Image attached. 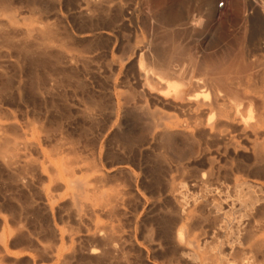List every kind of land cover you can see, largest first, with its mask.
I'll list each match as a JSON object with an SVG mask.
<instances>
[{
  "label": "rangeland",
  "instance_id": "rangeland-1",
  "mask_svg": "<svg viewBox=\"0 0 264 264\" xmlns=\"http://www.w3.org/2000/svg\"><path fill=\"white\" fill-rule=\"evenodd\" d=\"M258 10L0 0V264H264V126L220 130L214 99L255 121Z\"/></svg>",
  "mask_w": 264,
  "mask_h": 264
},
{
  "label": "bare ground",
  "instance_id": "bare-ground-1",
  "mask_svg": "<svg viewBox=\"0 0 264 264\" xmlns=\"http://www.w3.org/2000/svg\"><path fill=\"white\" fill-rule=\"evenodd\" d=\"M5 3V2H4ZM255 4H256V2H255ZM256 9V8H255ZM259 9V8H258ZM262 12H259V10L255 13V15L251 18V24H250V29H251V37H250V39H249V45L251 46V48H253V50L255 49V50H260V51H264V46H262V48H261V46H260V44L258 43L257 45L256 44H254V38H255V35H254V33L253 32H255V31H260V32H262V36H263V43L262 44H264V12H263V10H261ZM35 28V27H34ZM39 27H37V28H35V29H37V31L35 30V29H32V30H35L36 32H39V29H38ZM41 30V29H40ZM24 31V30H23ZM43 31V30H42ZM25 32V31H24ZM27 32V31H26ZM30 32V31H29ZM41 32V31H40ZM38 34H41V33H38ZM41 35H43V33L41 34ZM40 35V36H41ZM53 35V34H52ZM5 36V35H4ZM261 36V37H262ZM44 37V36H43ZM259 40V39H258ZM9 41V40H8ZM7 42V41H6ZM258 42H260V41H258ZM13 44V43H12ZM9 45V44H8ZM17 46V45H16ZM50 46V45H49ZM48 46V47H49ZM249 47V46H248ZM21 49V48H20ZM41 50V49H40ZM22 51V50H21ZM38 51V50H37ZM23 52V51H22ZM39 52V51H38ZM250 52V51H249ZM254 53V52H253ZM256 53V52H255ZM264 53V52H263ZM23 55V54H22ZM251 55H252V53H251ZM254 62V61H253ZM258 63V62H257ZM256 63V64H257ZM259 63H260V61H259ZM256 64H254V65H256ZM248 65V64H247ZM247 65H246V67H247ZM253 65V66H254ZM249 66V65H248ZM252 68H255V70H253L254 72L253 73H251L250 74V76L247 78V80H246V83H245V87H246V89H248V91L250 92V94L247 96V99H248V101L246 100V106H250L249 105V101L253 98V95H256L257 96V98L259 99V102H260V110L259 111H257L258 110V108L256 109V111L258 112V114L256 115V119H254L255 117H253V119L255 120H253L254 122H251V121H249V120H247V119H245L244 117V115H243V113H242V110L243 109H241L242 107H241V104L240 103H238L237 102V95H239L240 97L242 96L241 95V93L239 92V94H236L235 92H238L237 90L238 89H236V91L234 92V90H233V92H234V94H236V95H234V94H231V93H226V96H224V99L223 98H219V94H215L214 95V99H215V105L218 103L217 101L218 100H222V104H220L219 106H218V115H216L217 117H219L218 118V120H217V122H218V125L219 126H221V128L222 127H225V128H223V129H220V130H227L228 129V127H231V126H234V125H243V128H244V130H246V129H248V128H251V129H254L255 128V126H264V62L262 61L260 64H258L256 67L254 66V67H252ZM247 69V68H246ZM209 71V70H208ZM252 71V70H251ZM173 72V71H172ZM210 72V71H209ZM248 72H250V71H248ZM215 73V72H214ZM239 73V72H238ZM202 75V74H201ZM210 75V74H209ZM214 75V74H213ZM249 75V74H248ZM216 76V75H215ZM215 76L213 77V78H211V79H213V80H215L216 81V78H215ZM235 76H237V75H235ZM244 76V75H243ZM207 77V76H206ZM217 77V76H216ZM232 77H234V76H232ZM238 77H241L240 79H242L243 77L242 76H238ZM215 78V79H214ZM227 78V77H226ZM235 79H237V77H234ZM210 78H209V80H207V82L208 81H212ZM239 79V78H238ZM237 79V80H238ZM239 79V82L241 81ZM244 79V78H243ZM221 80L223 81V78L221 77ZM220 80V82H222ZM230 80V79H229ZM212 82H214V81H212ZM192 83V85L194 86V88L196 89V88H198L200 85V83H199V81H197V80H195L194 79V81L193 82H191ZM215 85H217L218 84V87H219V82H218V80H217V82H215L214 83ZM226 84V83H225ZM240 84V83H239ZM238 84V85H239ZM191 85V84H190ZM221 83H220V87H221ZM227 85V84H226ZM209 86H211V84L209 85ZM217 87V86H216ZM219 87V88H220ZM225 87V86H224ZM229 87H231V86H229ZM223 88V87H222ZM221 88V89H222ZM191 89V88H190ZM211 89V88H210ZM221 89H219V90H221ZM224 89V88H223ZM225 89L227 90V88L225 87ZM225 89L224 90H221V91H225ZM231 89V88H230ZM230 89H229V91H230ZM241 90V89H240ZM192 91V90H191ZM210 91H212V90H210ZM181 93H182V91H180ZM226 92H228V90L226 91ZM231 92V91H230ZM177 93V92H176ZM184 93V92H183ZM191 93V92H190ZM225 93V92H224ZM223 93V94H224ZM244 93V92H243ZM178 94V93H177ZM194 94V93H193ZM197 93L195 92V94L193 95V97H189L188 99H184V100H187L188 102H193V101H195V100H197V98H196V95ZM211 94V93H210ZM246 94H247V92H246ZM181 95V94H180ZM178 96L179 95H177L176 97L178 98ZM187 96V95H186ZM236 96V97H235ZM244 96V95H243ZM255 96V97H256ZM240 97H238V99L240 98ZM182 98V97H181ZM198 98H199V96H198ZM243 98V97H242ZM241 98V99H242ZM240 99V100H241ZM199 100V99H198ZM212 101H213V99H211ZM255 99L253 98V101H254ZM211 101V102H212ZM200 102H201V99H200ZM206 104H208L207 103V100H205L204 101ZM199 103V102H196L195 103V105H196V107H198V108H203L206 104L205 103ZM257 103L258 101H254V103ZM184 103V102H183ZM183 103H181V104H183ZM212 103H214V102H212ZM241 103H243V101L241 102ZM253 103V104H254ZM211 104V103H210ZM244 104V103H243ZM184 105V104H183ZM252 105V104H251ZM255 106H256V104H254ZM259 105V104H258ZM190 106V105H189ZM244 106V105H243ZM168 107V106H167ZM183 107H185V106H183ZM210 107V106H209ZM214 107V106H213ZM142 108V107H141ZM193 108H194V106H193ZM212 108V107H211ZM253 108V107H252ZM208 109V108H207ZM215 109V108H214ZM254 109V110H255ZM203 110V109H202ZM146 111V110H145ZM190 111V110H189ZM193 111H195V110H193ZM193 111H192V113H193ZM209 111H212V110H210L209 109ZM214 111V110H213ZM255 111V112H256ZM196 112H198L197 110H196ZM215 112V111H214ZM250 112V111H249ZM256 112V113H257ZM208 113V112H207ZM206 113V114H207ZM252 113V112H251ZM194 114V113H193ZM204 114V113H203ZM215 114V113H214ZM255 114V113H254ZM247 115V114H246ZM249 115V114H248ZM198 116V115H197ZM196 116V117H197ZM158 117H159V115H158ZM161 117V116H160ZM214 117V116H213ZM208 118V117H207ZM211 118V117H210ZM215 118V117H214ZM160 119H162V118H160ZM164 119V118H163ZM150 120V119H149ZM252 120V119H251ZM158 121V120H157ZM199 121V120H198ZM207 121H209V120H207ZM161 122H162V120H161ZM160 122V123H161ZM195 122V121H194ZM197 122V121H196ZM196 122H195V124H196ZM206 122V121H205ZM215 122H216V120H215ZM215 122H214V124H215ZM159 123V124H160ZM168 123V122H167ZM166 123V124H167ZM199 123V122H198ZM201 123V122H200ZM210 123H213V122H210ZM162 124V123H161ZM175 124V123H174ZM217 124V123H216ZM8 125V124H7ZM6 125V126H7ZM10 125H11V123H10ZM156 125H158V122H157V124L155 123V126ZM202 125V124H201ZM207 125V124H206ZM213 125V124H212ZM4 126V125H3ZM158 126H160V125H158ZM169 126V125H168ZM174 126V125H173ZM172 126V127H173ZM197 126V125H196ZM211 126V125H210ZM215 126V125H214ZM161 127V126H160ZM201 127V126H200ZM205 127V126H204ZM5 128V127H4ZM158 128V127H157ZM180 128V127H179ZM182 128V127H181ZM209 128H211V127H209ZM227 128V129H226ZM232 128V127H231ZM1 129V128H0ZM3 129V128H2ZM177 129V128H176ZM183 129H184V127H183ZM205 129H207V128H205ZM216 129V128H215ZM236 129V128H235ZM242 129V128H241ZM261 129V128H260ZM217 130V129H216ZM215 130V131H216ZM148 131V130H147ZM213 131V130H212ZM241 131V130H240ZM161 135L163 134V137H165V136H168V135H170V133L172 132V130L169 128V127H163L162 129H161ZM175 132H177V130L175 131ZM174 132V133H175ZM179 132V131H178ZM181 132V131H180ZM210 132H211V130H210ZM217 132H219V131H217ZM223 132V131H222ZM227 132V131H226ZM242 132H243V130H242ZM0 133H2V132H0ZM212 133V132H211ZM246 133V132H245ZM249 133V132H248ZM259 133V132H258ZM159 135H160V132L158 133ZM176 134V133H175ZM175 134H172V136L174 137V135ZM180 134H182V133H180ZM214 134H215V132H214ZM218 134V133H217ZM222 134V133H221ZM242 134V133H241ZM160 135V136H161ZM165 135V136H164ZM248 135V134H247ZM222 136H224V135H222ZM162 137V136H161ZM170 138V137H169ZM261 138H262V136H261ZM165 139H166V137H165ZM2 140H5V139H2ZM162 140V139H161ZM167 140H168V137H167ZM251 140V139H250ZM6 141H8V140H6ZM227 141V140H226ZM264 141V140H263ZM262 141V142H263ZM1 143V142H0ZM8 143V142H7ZM7 143H6V145H7ZM253 143H255V142H253ZM256 143H257V141H256ZM261 143V142H260ZM259 143V144H260ZM13 144V143H12ZM17 144H19V143H14L13 145H16V149H18V147H19V145H17ZM28 144V143H27ZM26 144V145H27ZM29 144H31V142H29ZM263 144H264V142H263ZM5 145V146H6ZM12 145V146H13ZM228 145V144H227ZM2 146V145H1ZM4 145H3V147L4 148H6ZM12 146H11V148H12ZM10 148V150H12ZM15 148V147H14ZM32 148H33V146H32ZM7 149H9V146H8V148H6L5 149V151L7 150ZM20 149V148H19ZM263 149V148H262ZM4 151V152H5ZM259 151V150H258ZM3 152V151H2ZM261 152L262 151H259V154H261ZM263 152H264V150H263ZM1 153V152H0ZM10 153V152H9ZM15 153H17V152H15ZM2 154V153H1ZM13 154H14V152H13ZM12 154V155H13ZM18 154V153H17ZM264 154V153H263ZM262 155V154H261ZM260 155V156H261ZM6 156V155H5ZM9 156V155H8ZM18 157H19V154H18ZM262 157V156H261ZM17 158V157H16ZM20 158V157H19ZM23 158V157H22ZM263 158H264V156H263ZM6 161V160H5ZM7 162H8V160H7ZM6 162V163H7ZM24 164V163H23ZM53 165V164H52ZM10 166V165H9ZM50 167V166H49ZM30 168V167H29ZM70 169V168H69ZM52 170V169H51ZM61 170H62V168H61ZM55 171V170H54ZM53 171V172H54ZM63 171V170H62ZM65 171H67V170H65ZM19 173V172H18ZM58 173V172H57ZM61 177V176H60ZM70 183V185L72 186V187H77V186H81V185H83V184H85V181H81V179L80 180H78V179H73V180H71V182H69ZM68 184V183H67ZM68 187V186H67ZM81 188V187H80ZM75 189H78V188H75ZM75 189H74V191H75ZM82 189V188H81ZM73 190V189H72ZM71 190V191H72ZM78 191V190H77ZM77 191H75L74 192V195H76L75 193L77 192ZM81 192V191H80ZM78 193V192H77ZM78 194H80V193H78ZM77 194V195H78ZM80 196V195H79ZM75 197V196H74ZM73 198V197H72ZM74 199V198H73ZM82 200V199H81ZM74 201V200H73ZM76 201V200H75ZM74 201V202H75ZM73 202V204H76V203H74ZM181 240V239H180ZM264 245V243L262 244V246Z\"/></svg>",
  "mask_w": 264,
  "mask_h": 264
},
{
  "label": "built area",
  "instance_id": "built-area-1",
  "mask_svg": "<svg viewBox=\"0 0 264 264\" xmlns=\"http://www.w3.org/2000/svg\"><path fill=\"white\" fill-rule=\"evenodd\" d=\"M223 5V3H219V6H222Z\"/></svg>",
  "mask_w": 264,
  "mask_h": 264
}]
</instances>
